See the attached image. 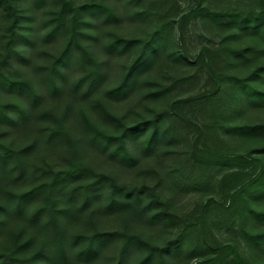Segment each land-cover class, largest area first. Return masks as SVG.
Instances as JSON below:
<instances>
[{
  "label": "rangeland",
  "instance_id": "1",
  "mask_svg": "<svg viewBox=\"0 0 264 264\" xmlns=\"http://www.w3.org/2000/svg\"><path fill=\"white\" fill-rule=\"evenodd\" d=\"M263 29L264 0H0V72L27 80L35 91L31 99L0 86V102L26 113L12 124L0 122V142L25 150V172L34 171L35 181L70 165L83 172L71 185L90 176L85 168L102 175L82 210L73 197V213L61 225L68 262L54 255L37 262L264 264V252L248 240L264 234L255 214L264 212V198L249 190L232 196L258 172L264 176V134L239 130L264 124V101L248 100L241 85L264 91ZM65 48L72 58L50 90L47 72ZM81 48L101 64L88 94L74 84L90 66L75 61ZM120 85L122 94L109 95ZM129 127L138 130L125 139L134 160L123 164L111 149ZM94 130L111 137L107 146L93 138ZM150 135L153 145L144 153ZM225 156L251 161L218 163ZM8 171L0 178V202L29 186ZM112 185L120 196L142 192L129 209H107ZM39 200L23 217L3 221L0 252L27 257L53 248L51 223L39 230L24 218ZM99 233L105 236L98 250L76 258L75 237Z\"/></svg>",
  "mask_w": 264,
  "mask_h": 264
},
{
  "label": "trees",
  "instance_id": "2",
  "mask_svg": "<svg viewBox=\"0 0 264 264\" xmlns=\"http://www.w3.org/2000/svg\"><path fill=\"white\" fill-rule=\"evenodd\" d=\"M262 42L264 43V29L259 33ZM153 47V43L151 44ZM71 52L68 48H65L60 55L57 57L56 62L50 66L47 72V86L50 90H56L58 87L57 77H61L63 73V67H65L70 59ZM75 61L79 64H84L88 62L90 64L88 73L82 74L76 81L75 86H83V93L88 94L92 91L95 82L98 80L100 62L93 59L90 53L81 48L75 57ZM242 87L246 92V97L248 100H263L264 101V91L256 90L255 86L251 82H241ZM0 86L7 90H24L28 93L29 97L33 99L35 97V91L31 84L25 79L12 78L11 76L0 72ZM124 92V85H120L111 88L109 95H118ZM25 109L15 103H3L0 102V122L12 124L17 119H22L25 116ZM240 128V129H239ZM239 130L247 131L255 135L256 133L264 134V124L256 125H241ZM138 132L137 128L129 127L127 131L117 138L116 146L111 149L113 155H118L120 162L123 164H132L134 158L131 152L126 147V138L133 137ZM46 137L51 138L53 135L52 131L45 133ZM93 138L100 140L103 146H107L108 142L111 141V137L105 136L100 131L94 130ZM126 139V141H125ZM130 139V138H129ZM128 139V140H129ZM153 145V135L148 136L141 144V150L144 153H148ZM261 152V151H260ZM25 154V150H15L4 143L0 142V178L3 172H7L8 169L15 172V180L25 179L28 183V188L20 192H7L5 199L0 202V226L3 221L9 218L10 215L14 216H24L23 212L25 208L32 202L39 200L38 206L32 210V212L25 216V221L31 228L41 229L42 226H47L51 223V227L54 231V236L52 239L53 248L50 251H46L44 247H40L37 251L30 254L27 257L16 256L15 252H0V264H40L37 262V258L43 256L47 260L52 259L54 255L55 258L62 260L64 263L68 262V251L66 245L64 244V235L61 229V225L65 221L67 214H72L70 211V202L77 196L81 200V204L77 207V210H82L83 206L93 198L95 191L99 188V184L102 182V175H96L93 171L85 168L84 170L90 176L87 179H83L75 184L71 185V180L73 178H78L79 175L83 174L82 171L77 173V169L71 165L52 172L51 176L35 181L33 178L34 171H28L29 176L25 177V166L24 160H22ZM263 160V157H259L254 162L258 165ZM249 156H236L229 157L225 156L219 159L218 163L221 162H249ZM216 162V160H215ZM263 171V170H262ZM258 172L252 179L243 183L238 187L234 193L233 197H242V192L245 190L251 191L256 198H264V176L263 172ZM9 172V171H8ZM77 173V174H76ZM121 188L112 185L110 191L107 193L105 206L108 209H113L116 206H122L124 208H131L137 202L142 190L141 189H130L124 191V196H120ZM250 194V195H251ZM246 205L245 199H243V206ZM261 222H264V212L255 213ZM44 216H47V220H44ZM244 216L247 217L245 210L243 208L239 211V218L242 221ZM104 234H90L84 235L80 234L75 237L76 241L80 242L79 248L75 252V257L78 259L89 258L104 240ZM183 239L179 237H174L172 240V246L179 244ZM249 242L253 244L255 248L264 252V234L256 233L250 234L248 237ZM49 253V255H48Z\"/></svg>",
  "mask_w": 264,
  "mask_h": 264
}]
</instances>
